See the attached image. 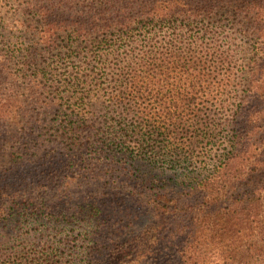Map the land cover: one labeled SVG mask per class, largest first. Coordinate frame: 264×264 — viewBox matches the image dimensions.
<instances>
[{
    "label": "trees",
    "instance_id": "trees-1",
    "mask_svg": "<svg viewBox=\"0 0 264 264\" xmlns=\"http://www.w3.org/2000/svg\"><path fill=\"white\" fill-rule=\"evenodd\" d=\"M0 264H264V0H0Z\"/></svg>",
    "mask_w": 264,
    "mask_h": 264
},
{
    "label": "rangeland",
    "instance_id": "rangeland-1",
    "mask_svg": "<svg viewBox=\"0 0 264 264\" xmlns=\"http://www.w3.org/2000/svg\"><path fill=\"white\" fill-rule=\"evenodd\" d=\"M229 31H231V29H229ZM237 37L239 38V36L236 35V39H235V41H239V40H237ZM235 41H234V42H235ZM48 56H49V55H48ZM49 57H50V56H49Z\"/></svg>",
    "mask_w": 264,
    "mask_h": 264
}]
</instances>
